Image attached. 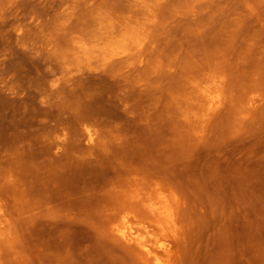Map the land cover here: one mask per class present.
Wrapping results in <instances>:
<instances>
[{
	"label": "rangeland",
	"instance_id": "rangeland-1",
	"mask_svg": "<svg viewBox=\"0 0 264 264\" xmlns=\"http://www.w3.org/2000/svg\"><path fill=\"white\" fill-rule=\"evenodd\" d=\"M109 17L141 52L96 51ZM208 75L217 109L189 83ZM157 178L179 264H264V0H0V264H144L112 230Z\"/></svg>",
	"mask_w": 264,
	"mask_h": 264
},
{
	"label": "bare ground",
	"instance_id": "bare-ground-1",
	"mask_svg": "<svg viewBox=\"0 0 264 264\" xmlns=\"http://www.w3.org/2000/svg\"><path fill=\"white\" fill-rule=\"evenodd\" d=\"M134 22L135 21L133 18L122 19V18H118V17H109L105 21H103V24L101 23V25H103V28H102L103 33H101L102 35L100 36V38H98L96 40V42H97V46L95 47L96 51L103 53L110 60L127 58V57L135 55V53L140 51L141 48L144 46L147 37H146L145 30L139 26L133 25ZM149 27L151 28V26H149ZM147 43H148V41H147ZM79 48L82 51L86 52L87 54L90 53V50H91L88 47V45L85 43H83ZM143 50H145V49H143ZM223 64H224V62H223ZM209 66H211V65H209ZM220 68H221V66H220ZM221 73L222 72H220V74ZM231 76H232V74H231ZM230 81H231V77H230ZM189 83H190V86L193 89V91L198 94V98L195 100L196 101H202V102L205 101L206 104L209 106L208 107L209 109H217L222 104H224L223 101H225L227 98L226 92L230 91V90H227V91L225 90V88H227L228 86L226 84V80H225L224 76L208 75V76L204 77L203 79H191ZM256 90H257V88H256ZM256 90H254V91L257 92ZM254 91H253V93H254ZM249 92H250V90H249ZM258 92H260V91L258 90ZM258 95H260V94L258 93ZM241 97H243V96H241ZM253 98H255V97H253ZM253 98H251V99L249 98V101H253L252 103H254L255 99H257V98H255V99H253ZM261 101H262V99H261ZM243 102H242V105L244 104ZM245 102H247V101H245ZM245 108H247V106ZM98 132H99V130H98ZM86 134H87L88 140L90 142H95L98 140L96 138L97 134L95 132H93L92 130L87 129ZM139 174L141 177V173H138V175ZM136 175H137V173H136ZM144 177H147V176H144ZM152 177H154V176H152ZM150 178H151V175H150ZM157 179H159V178H157ZM146 180H147V178H146ZM155 181H157V180H155ZM124 182H126V181H124ZM158 182H160V179H159V181H157V183L149 184L150 183L149 182V183L137 184V185L133 186L132 189L124 191V195H125L126 200H127L129 205L127 208H125L123 206L124 209L120 215V220L118 223L113 224L114 226H113L112 232L114 233V236L119 241L130 245L131 249L135 248V250L137 251L138 255L140 256V258L142 259L144 264H179L177 262V256H178L177 254L178 253L175 250V244H176V242H178L179 235H180V233H179V218H178L179 217L178 216L179 198L176 195V193H177L176 191H170L173 189V187H172V189L169 187L170 188V190H169L166 188L167 186L164 187L163 185L160 184L161 182L160 183H158ZM120 185H122V184H120ZM113 189H115V188H113ZM118 193H120V190ZM113 194H115V193L113 192ZM115 199L116 198H114V200ZM180 208H182V207H180ZM9 210H10V208H9ZM180 218H181V214H180ZM184 222H185V220H184ZM14 224H15V222H14ZM180 224H182V223L180 222ZM185 227H182V228L185 229ZM8 240H9L8 239V231H7L6 227L2 225V222H0V243L4 244V242H7ZM18 242H19V240H18ZM178 245H180V244H178ZM19 251H20V249H19ZM0 254H1V252H0ZM2 264H3V262H2Z\"/></svg>",
	"mask_w": 264,
	"mask_h": 264
}]
</instances>
